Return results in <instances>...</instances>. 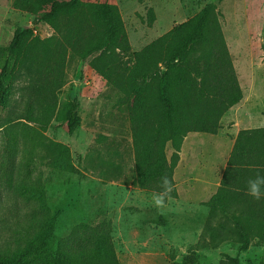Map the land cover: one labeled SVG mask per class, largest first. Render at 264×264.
Listing matches in <instances>:
<instances>
[{"label":"rangeland","instance_id":"rangeland-1","mask_svg":"<svg viewBox=\"0 0 264 264\" xmlns=\"http://www.w3.org/2000/svg\"><path fill=\"white\" fill-rule=\"evenodd\" d=\"M53 1L0 0V70L7 65V96L0 106V246L24 243L25 213L38 208L25 197L32 189L29 196L43 192L47 207L63 212L57 225L60 238L83 225L100 231L107 224L114 264H264V242L257 238L245 250L233 239L212 246L219 238L213 240L205 232L209 208L191 201L184 182L174 179L178 198L166 200L137 187L132 127L123 94L74 51H68L64 83L48 124L28 117L5 124L7 117L31 107L28 78L13 77L22 50L9 53L8 46L17 28L41 38L53 36L48 24L33 23ZM84 1L117 5L132 52L207 4H217L244 95L222 117L220 132L233 131L236 118L240 124L254 125L252 130L264 127V0ZM74 97L80 102L81 121L70 134L67 113ZM60 145L68 150L65 156ZM172 153L169 143L168 158ZM196 158L208 162L209 156L202 152ZM61 159L66 166L58 165ZM220 223V219L210 222L215 229Z\"/></svg>","mask_w":264,"mask_h":264},{"label":"trees","instance_id":"trees-1","mask_svg":"<svg viewBox=\"0 0 264 264\" xmlns=\"http://www.w3.org/2000/svg\"><path fill=\"white\" fill-rule=\"evenodd\" d=\"M33 23H46L55 34L41 38L31 30L14 31L8 52L21 49L22 54L13 77L28 78L31 107L7 117L5 124L26 117L48 124L72 50L123 94L132 127L137 187L165 200L178 198L174 173L185 137L192 132L217 134L222 117L244 97L217 4H207L134 52L115 4L55 0ZM6 73L7 65L0 70V106L7 96ZM79 106L74 97L67 113L70 134L80 125ZM57 147L62 156L68 152L63 145ZM57 163L67 165L64 159ZM257 174L264 175V127L239 131L220 187L203 202L209 208L205 232L213 240L219 238L213 247L232 239L243 250L252 239L264 242V198L257 200L247 192L248 179ZM28 194L25 197L38 208L25 213V241L0 246V264H114L107 224L100 231L83 225L60 238L57 225L63 212L47 207L43 192ZM214 219L221 220L217 229L210 224Z\"/></svg>","mask_w":264,"mask_h":264},{"label":"crops","instance_id":"crops-1","mask_svg":"<svg viewBox=\"0 0 264 264\" xmlns=\"http://www.w3.org/2000/svg\"><path fill=\"white\" fill-rule=\"evenodd\" d=\"M233 125L234 130L228 133L220 130L217 134L192 132L185 137L174 179L184 182L192 202L203 203L217 192L239 131L255 127L248 122L240 124L237 118ZM202 152L208 154V162L197 160Z\"/></svg>","mask_w":264,"mask_h":264},{"label":"clouds","instance_id":"clouds-1","mask_svg":"<svg viewBox=\"0 0 264 264\" xmlns=\"http://www.w3.org/2000/svg\"><path fill=\"white\" fill-rule=\"evenodd\" d=\"M247 192L248 195L257 200L264 198V175L257 174L255 177L249 178L247 181Z\"/></svg>","mask_w":264,"mask_h":264}]
</instances>
